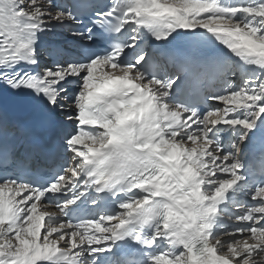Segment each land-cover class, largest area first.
Listing matches in <instances>:
<instances>
[{
    "label": "snow or ice",
    "instance_id": "1",
    "mask_svg": "<svg viewBox=\"0 0 264 264\" xmlns=\"http://www.w3.org/2000/svg\"><path fill=\"white\" fill-rule=\"evenodd\" d=\"M0 264H264V0H0Z\"/></svg>",
    "mask_w": 264,
    "mask_h": 264
}]
</instances>
